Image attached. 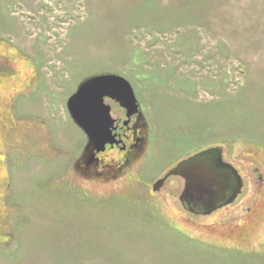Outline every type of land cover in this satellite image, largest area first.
<instances>
[{"label": "rangeland", "instance_id": "obj_1", "mask_svg": "<svg viewBox=\"0 0 264 264\" xmlns=\"http://www.w3.org/2000/svg\"><path fill=\"white\" fill-rule=\"evenodd\" d=\"M108 76L118 141L70 107ZM211 145L244 187L195 215L155 183ZM0 264H264V0H0Z\"/></svg>", "mask_w": 264, "mask_h": 264}, {"label": "water", "instance_id": "obj_2", "mask_svg": "<svg viewBox=\"0 0 264 264\" xmlns=\"http://www.w3.org/2000/svg\"><path fill=\"white\" fill-rule=\"evenodd\" d=\"M116 90L130 92L129 84L119 77H98L82 85L73 95L70 107L79 123L103 141L111 138L110 107L104 96L116 97ZM129 106V99L125 101ZM171 176L184 181L179 200L195 215H209L233 203L243 191L244 179L238 168L224 157L222 145H211L188 155L170 167L155 183L159 188Z\"/></svg>", "mask_w": 264, "mask_h": 264}, {"label": "flooded vegetation", "instance_id": "obj_3", "mask_svg": "<svg viewBox=\"0 0 264 264\" xmlns=\"http://www.w3.org/2000/svg\"><path fill=\"white\" fill-rule=\"evenodd\" d=\"M115 93H117L115 98L109 95L104 96V102L110 107L112 120L110 126L111 138L113 141H118L121 139L122 131L125 129L127 122L122 121V115L127 114L128 106L125 105V101H127L128 97H126L127 92L125 90H116Z\"/></svg>", "mask_w": 264, "mask_h": 264}]
</instances>
